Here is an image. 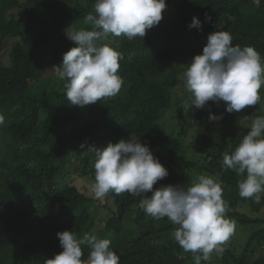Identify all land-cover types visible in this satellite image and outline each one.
I'll use <instances>...</instances> for the list:
<instances>
[{"label":"trees","instance_id":"16d2710c","mask_svg":"<svg viewBox=\"0 0 264 264\" xmlns=\"http://www.w3.org/2000/svg\"><path fill=\"white\" fill-rule=\"evenodd\" d=\"M94 3L0 0V62L8 43L23 39L12 47L9 66L0 63V115L4 116L0 125V264H45L62 251L58 232L73 231L78 239L94 234V201L76 185L77 179L68 176L94 180V156L87 145L103 150L130 134L149 146L168 170L169 175L154 190L190 185L191 172L202 168L222 184L228 218L239 224L263 225L250 235L239 258L226 250L219 264H264V220L244 213L262 215L264 194L258 203L241 198L240 177L222 165V154L231 153L250 128L235 129L218 144L212 142L216 151L205 148L207 157L198 169V160L186 155L182 143L186 128L176 130L164 119L178 114L172 110V93L187 64L202 54L209 34L227 31L234 46H251L264 57V0H166L162 21L146 30L143 38L130 41L121 36L105 41L123 56L120 92L79 108L66 100L64 82L48 71L76 46L64 29L72 24L77 29L89 28L83 20ZM205 14L211 16L210 23ZM193 17L201 21L202 30L189 29ZM212 105L208 101L202 109L190 107L206 130L214 123L207 113ZM248 107L261 116L260 106ZM222 113L225 124L236 121L235 112L228 113L226 105ZM82 143L86 145L83 150ZM111 197L115 209L95 235L111 241L120 264H194L192 254L175 242L174 226L166 218L147 217L138 207L139 197L114 193ZM82 249L86 259L89 249Z\"/></svg>","mask_w":264,"mask_h":264},{"label":"clouds","instance_id":"9594fccd","mask_svg":"<svg viewBox=\"0 0 264 264\" xmlns=\"http://www.w3.org/2000/svg\"><path fill=\"white\" fill-rule=\"evenodd\" d=\"M167 10L166 0H95L94 9L83 20L89 28L64 29L66 38L76 46L63 54L54 66L55 76L64 82L66 100L83 108L104 98L115 97L123 79L118 74L122 53L105 43L109 38H143L146 30L158 26ZM205 14V21L211 22ZM234 19V17H232ZM189 29L202 30L193 17ZM183 86L190 93L186 106L202 109L208 101H223L228 113L255 106L264 86V57L251 46L232 44L227 31L208 35L202 54L195 55L183 72ZM209 114V120L222 119ZM4 116L0 115V125ZM81 144L80 148L85 149ZM94 156V180L90 187L94 199L109 193L139 197L138 207L154 220L167 219L173 226L172 237L194 264L210 260L213 252L222 254L223 245L234 232L235 222L227 217L223 187L211 175H200L187 186H160L168 170L154 157L149 146L130 134L127 139L110 143L101 150L87 145ZM222 165L236 173L239 196L259 202L264 194V116L252 120L250 129L229 153L222 154ZM151 192V197L147 193ZM62 251L45 264H120L111 241L95 234L77 238L73 231L57 233ZM82 246H87L86 259Z\"/></svg>","mask_w":264,"mask_h":264},{"label":"rangeland","instance_id":"374dc122","mask_svg":"<svg viewBox=\"0 0 264 264\" xmlns=\"http://www.w3.org/2000/svg\"><path fill=\"white\" fill-rule=\"evenodd\" d=\"M258 3V2H255ZM23 39L19 40H12L9 42L6 46L4 51L1 54V64L3 66H9L10 64V52L14 45H16L18 42H22ZM53 67L49 69L48 75L51 77L55 76V73L52 71ZM183 74V72H182ZM180 74L179 84L177 89H175L172 93V110H178V114L165 115L164 119H167L170 121V125H172V128H175L176 130L180 129L182 126L186 128L187 134L183 137L182 143L184 147L186 148V155L191 158L192 160H198L199 162V168L200 169L204 163L205 158L207 157V154H205L203 151H205V148H212L210 151L215 152L217 147L213 146V143L218 144L220 141H222L227 135L232 133L235 129H240L242 131L247 130L250 128L252 120L260 116L259 111H254V108L246 107L245 109L241 110L240 112H235L236 114V121L233 123L225 124L222 119L215 120L213 125L210 127V130H206L205 127L199 123V121L190 113V108L186 106L187 99L190 96V93L186 91V89L183 86V75ZM56 77V76H55ZM262 94L261 99L256 105L257 107L260 106L258 109L261 112V116H264V86L262 88ZM225 103L223 101H220L218 103H214L211 107L207 108L208 116L209 114H213L216 116H224L222 113L223 107ZM249 112L251 115H249ZM179 119L181 120V124L179 123ZM211 140V141H210ZM213 142V143H212ZM200 175H211L206 173L202 168L201 170H194L191 172V180L190 183L194 182L196 178ZM213 176V175H211ZM69 178H74L72 180H76V185L84 188V193H86L93 201L94 206L91 208L92 212L95 215L96 218V225L95 230L93 233L95 234L99 228L101 229L105 222L107 221V216L114 211L115 204L114 200L111 197V193H109L105 198L102 200L94 199L90 192V187L93 182V179L91 178H77V175L71 174V176H68ZM214 177V176H213ZM215 178V177H214ZM245 215L248 217H251V219L261 218L264 220V213L261 215H258L256 213H253L249 210L244 211ZM235 222V228L234 232L231 235L230 239L225 242L223 245L224 251L230 250L235 254L238 258L241 256L243 250L246 247V243L253 232L260 230L263 228V225L260 223H250V224H239L237 220H233ZM264 250V248H262ZM223 251V253H224ZM259 252V251H258ZM222 254H217L215 252L211 255V261L209 260V263L211 264H219V261H222ZM254 257V256H252Z\"/></svg>","mask_w":264,"mask_h":264}]
</instances>
